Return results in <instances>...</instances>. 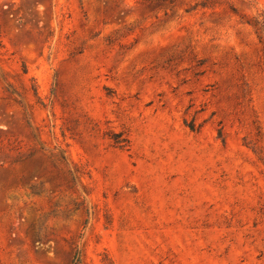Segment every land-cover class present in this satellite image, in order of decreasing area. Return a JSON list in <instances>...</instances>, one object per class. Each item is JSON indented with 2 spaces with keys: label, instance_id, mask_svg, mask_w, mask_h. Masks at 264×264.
I'll use <instances>...</instances> for the list:
<instances>
[{
  "label": "rangeland",
  "instance_id": "obj_1",
  "mask_svg": "<svg viewBox=\"0 0 264 264\" xmlns=\"http://www.w3.org/2000/svg\"><path fill=\"white\" fill-rule=\"evenodd\" d=\"M262 13L0 0V264H264Z\"/></svg>",
  "mask_w": 264,
  "mask_h": 264
},
{
  "label": "trees",
  "instance_id": "obj_2",
  "mask_svg": "<svg viewBox=\"0 0 264 264\" xmlns=\"http://www.w3.org/2000/svg\"><path fill=\"white\" fill-rule=\"evenodd\" d=\"M253 27L255 29V33L257 35L259 42L264 45V13L260 14L256 18V20L253 24ZM2 49H3V45L0 42V52L2 51ZM7 90L12 95L16 94V91L12 90L10 85L7 86ZM114 137H115L114 141H115L116 147H119L120 149H125V147H127V145H125L124 143H128V141L127 140H121L120 139L121 135L114 136ZM59 158H60V161L62 162V164L67 169V171L65 173L66 184H68L70 186V188H77L78 186H81L84 194L86 196H88L89 193L86 191V188L84 186H82V183H81L85 173L82 172V170H80V168H78L75 164H73L69 160V158L66 154V151H60ZM43 186H44L43 182H41L37 185L31 186L32 195L35 196V195L40 194ZM86 214H88L87 209H86ZM82 263H83L82 253L79 250H76V252L73 256V264H82ZM101 264H114V262L108 254L104 253V254H102Z\"/></svg>",
  "mask_w": 264,
  "mask_h": 264
}]
</instances>
